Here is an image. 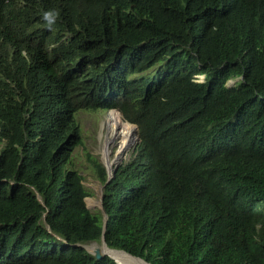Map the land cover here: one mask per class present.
I'll list each match as a JSON object with an SVG mask.
<instances>
[{
    "label": "trees",
    "instance_id": "obj_1",
    "mask_svg": "<svg viewBox=\"0 0 264 264\" xmlns=\"http://www.w3.org/2000/svg\"><path fill=\"white\" fill-rule=\"evenodd\" d=\"M97 110L140 135L110 181L86 153L110 248L264 264V0H0V264H118L80 246L103 234L73 161Z\"/></svg>",
    "mask_w": 264,
    "mask_h": 264
},
{
    "label": "rangeland",
    "instance_id": "obj_2",
    "mask_svg": "<svg viewBox=\"0 0 264 264\" xmlns=\"http://www.w3.org/2000/svg\"><path fill=\"white\" fill-rule=\"evenodd\" d=\"M198 80H203L204 76L199 75ZM235 80L230 81V85H233ZM110 110H97V111H82L79 114V122L82 127L83 134V143L78 145L73 152V161L76 166L80 170L82 176L84 177L83 183L89 190L90 194L85 197V201L87 206L91 210H97L98 206H100V197L102 194L101 181L97 178L96 170L90 167V163L88 160V156L86 153L91 154L103 165L106 169L108 175V168L103 159L104 151H103V139H102V122ZM123 117V116H122ZM133 125V124H132ZM139 143L138 136L135 138L133 145L130 146L129 152H126V158L123 159V162H128L132 159L135 149ZM118 146H112V154L111 157L117 151ZM91 200V203H90ZM101 244L100 242H98ZM91 242L87 243V246H91Z\"/></svg>",
    "mask_w": 264,
    "mask_h": 264
},
{
    "label": "bare ground",
    "instance_id": "obj_3",
    "mask_svg": "<svg viewBox=\"0 0 264 264\" xmlns=\"http://www.w3.org/2000/svg\"><path fill=\"white\" fill-rule=\"evenodd\" d=\"M102 139H103V159L106 163L108 170L125 159L129 152L130 146L133 145L135 138L138 136V129L136 125L124 123L116 111L110 110L102 122ZM117 145V151L111 157L112 146ZM93 242L91 249L96 253H108L115 257L122 264H147L145 261L139 260L128 253L110 248L108 245L100 242Z\"/></svg>",
    "mask_w": 264,
    "mask_h": 264
},
{
    "label": "water",
    "instance_id": "obj_4",
    "mask_svg": "<svg viewBox=\"0 0 264 264\" xmlns=\"http://www.w3.org/2000/svg\"><path fill=\"white\" fill-rule=\"evenodd\" d=\"M136 128L138 129V126L136 125ZM138 132H139V129H138ZM138 138H139V141H140V135L138 134ZM122 162L120 163H117L112 170H108V179L107 181H110V179L113 177L115 171L117 170V168L119 167V165L121 164ZM101 188H102V194H101V197H100V206H98V209H100L104 215V223H103V234L101 236V240L100 242L104 243L107 245L106 243V240H105V231H106V228H107V225H108V216L105 212V209H104V206H103V189H104V185L102 184L101 185ZM39 200H42L41 199V196L38 194L37 195ZM89 208V207H88ZM93 242H99V241H92L91 243ZM80 246H83L85 249H87V251H89L90 253L94 254L97 258H101V257H104V256H110L111 258H113L118 264H122L120 263L115 257H113L112 255L108 254V253H99V254H96L90 246H87L86 244H82ZM118 250H121V249H118ZM126 253H128L127 251L125 250H122ZM129 255L133 256V257H136L130 253H128ZM136 258H140L141 260L145 261L144 259H142L141 257H136ZM147 264H150L149 262L145 261Z\"/></svg>",
    "mask_w": 264,
    "mask_h": 264
},
{
    "label": "clouds",
    "instance_id": "obj_5",
    "mask_svg": "<svg viewBox=\"0 0 264 264\" xmlns=\"http://www.w3.org/2000/svg\"><path fill=\"white\" fill-rule=\"evenodd\" d=\"M58 13L57 12H54V11H47L44 13L43 15V19L48 23V25H52L55 21V19L58 17ZM115 110V109H114ZM134 124V123H132ZM136 125V124H134ZM139 134V132H138Z\"/></svg>",
    "mask_w": 264,
    "mask_h": 264
}]
</instances>
